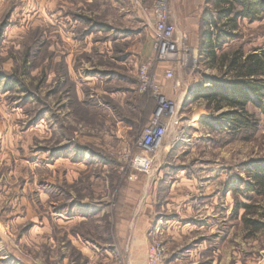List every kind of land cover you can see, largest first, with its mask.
I'll return each instance as SVG.
<instances>
[{"label": "rangeland", "instance_id": "obj_1", "mask_svg": "<svg viewBox=\"0 0 264 264\" xmlns=\"http://www.w3.org/2000/svg\"><path fill=\"white\" fill-rule=\"evenodd\" d=\"M156 2L0 0V239L20 258L43 264L35 257L41 248L56 254L36 240L22 241V230L46 217L56 227L50 215H65L60 209L90 202L105 214L68 228L86 241L104 240L106 233L118 247L119 226L128 228L139 214L152 224L171 220L156 234L149 224V247L135 255L136 263L146 258L147 249L160 245V264L173 258H178L176 264H264V232L248 237L241 222L245 212H237L241 203L258 200L247 190L257 165L264 163V119L250 142L210 143L216 136L202 119L219 113L198 97L184 104L179 88L185 84L196 90L219 73L202 62L201 45H192L179 30L174 0H167L168 24L176 29L181 60L189 52L193 67L170 63L163 68L173 96L163 94L158 68L164 63L152 48L158 37ZM208 5L212 12L213 4ZM240 29L234 46L264 50V22L244 21ZM148 64L175 111L166 120V149L145 174L130 160L141 152L135 143L157 110L152 93L141 92L140 69ZM195 78L198 86L189 84ZM202 201L209 211L220 210L219 215L201 218L206 214H198ZM259 201L264 206V198ZM191 203L199 206L189 222L208 223V228L185 226L184 212ZM10 211L19 218L9 222ZM27 214L32 223L24 220ZM64 228L55 229L53 238L65 244L69 264H89V254L60 236L68 234ZM119 252L114 264H123ZM104 260L99 257L97 263Z\"/></svg>", "mask_w": 264, "mask_h": 264}, {"label": "trees", "instance_id": "obj_2", "mask_svg": "<svg viewBox=\"0 0 264 264\" xmlns=\"http://www.w3.org/2000/svg\"><path fill=\"white\" fill-rule=\"evenodd\" d=\"M210 2L214 10L203 19L200 54L202 62L216 68L219 76L204 84L199 98L219 114L211 120L202 119V122L216 136L210 140L213 146L238 140L250 142L260 131L261 118L264 119V50L246 52L242 45L233 44L240 39L242 22H264V0ZM254 173V182L248 185L247 191L255 193L258 200L241 203L237 208L238 213L245 212L241 222L248 237L264 232V206H259V200L264 198V163L257 165ZM74 204L67 210H60L72 217L76 214ZM250 215L255 218L251 219Z\"/></svg>", "mask_w": 264, "mask_h": 264}, {"label": "crops", "instance_id": "obj_3", "mask_svg": "<svg viewBox=\"0 0 264 264\" xmlns=\"http://www.w3.org/2000/svg\"><path fill=\"white\" fill-rule=\"evenodd\" d=\"M210 0H174V5L176 9V22L179 30L181 32L187 33L189 35V39L194 46H202L203 45V39H202V27L203 23L201 21V18L206 17L209 15L211 12L208 9V3ZM206 25V24H205ZM205 29H208V26H204ZM213 30V29H212ZM149 49V47H148ZM170 63H164L161 64L158 68L159 73H158V78H159V83L162 85V92L163 94L168 98L173 96L171 84H167V82L163 79L162 77V70L169 68ZM189 84L192 86H198L199 81L198 79L195 78V80H190ZM191 87L186 86L185 84H181L179 90H181L183 93V99H184V104H190V102H193V98L198 97L200 95L199 90L202 89L203 87H197L196 90L190 89ZM183 124V123H182ZM198 128V127H197ZM197 133H195L192 138H195ZM179 137V136H178ZM179 140L177 139V142ZM184 141H182L183 143ZM181 145V143H180ZM175 148V147H174ZM174 150V149H173ZM172 152V150H171ZM10 182H8V185ZM7 188L11 187V185L8 186ZM6 189V187H4ZM3 188V189H4ZM9 193V192H8ZM206 196V195H204ZM47 198V196H45ZM47 200V199H46ZM201 208L199 209V213L201 214L203 212H206L204 214L203 219H207L210 217V212L212 214L217 213L219 215L220 210L217 209H212L209 211L207 208L206 202L202 201L200 203ZM213 204V203H212ZM195 205L193 203L189 204L187 206L185 212H184V220L183 222L185 223V226L191 224L194 225L195 228H198L199 226L200 229L202 228H208L209 224L208 223H203L201 225L196 224L195 222L190 223L189 220L194 216V208ZM215 208V207H214ZM75 209H76V214L73 215L72 217H68L66 215H56L52 214L50 215V218L52 220V223L56 227H52V225H49V219L48 217L42 219L40 222L37 223L36 226L32 225V229H24L21 232V239L22 241H37L41 242L44 244L45 247H48V250H51L55 252L56 254L48 255V253H45L46 251L44 248H41L43 252L37 253L35 257L40 260L39 262L43 264H69V259L66 256V248L65 244L63 242L59 243L58 240H55L53 238V232H55V229L60 230L61 226L65 227L63 231L67 232L68 234L60 235L61 237L66 236L68 241H70V244L79 252L82 253H87L89 254V264H114L116 257L120 252L123 253V264H147V258L148 254L146 255V258L144 260L140 261V263H136L138 260L137 257L135 256L136 254H140L143 252V249L145 247H149L148 243V238L147 234L149 231V224L151 223V219L147 216L143 217L142 215H138L137 218L134 220L132 224H129L128 228H126V224L121 225L120 228V233L117 239H121V244L115 245L113 242V239H108V235L105 233L104 234V240H88L86 241L84 238H81L80 235H72L70 230L68 228H72L74 225L80 224L81 222H89V220H99L101 216L105 214V211H101L96 205L90 204V202H83V203H78L75 204ZM204 210V211H203ZM189 212V216H187V213ZM193 215H191V214ZM197 214V215H198ZM16 214L10 211V214L8 213L7 219L10 222L11 219L16 218ZM216 216V214H215ZM19 218V216H17ZM32 215L28 214L25 217V221H31L32 223ZM197 216H195L196 218ZM174 220V219H172ZM165 222V223H164ZM168 222H171V220L167 219L164 221L163 218H160L156 221L155 224H152L154 226L153 228V234H156L160 231L161 226L165 225L167 226ZM72 225V226H71ZM125 228L127 231H124ZM37 230V232H33L34 230ZM194 229V228H192ZM191 229V230H192ZM39 231V232H38ZM147 233V234H146ZM59 238V237H58ZM188 252V251H186ZM184 252V253H186ZM147 253H149V249H147ZM117 254V255H116ZM99 257L104 258V262L97 263L99 261ZM145 257V256H144ZM94 258V259H93ZM178 261V258H173L172 260H168L166 264H176ZM0 264H33L31 261H27L24 258H20L14 251H12L7 244L0 239Z\"/></svg>", "mask_w": 264, "mask_h": 264}, {"label": "built area", "instance_id": "obj_4", "mask_svg": "<svg viewBox=\"0 0 264 264\" xmlns=\"http://www.w3.org/2000/svg\"><path fill=\"white\" fill-rule=\"evenodd\" d=\"M168 2L167 0H157L154 5V16L156 21L155 31L157 38L153 43V51L157 56V61L161 63H179L184 68L193 67L188 61L187 52L183 56L180 51V44L174 40L176 29L168 24ZM152 65L142 66L140 69L141 75V92H151L157 102V110L150 122L144 130L142 137L135 143L136 148L141 151L131 157L130 164L134 169L149 173L154 165L155 158L166 149L164 140L167 136L166 120L168 115L174 114L175 105L168 101L167 98L160 93L161 88L155 76L150 75ZM173 73L168 71L166 79L171 80ZM153 155V156H151ZM162 247L156 245L148 253L147 264H160L162 259Z\"/></svg>", "mask_w": 264, "mask_h": 264}]
</instances>
